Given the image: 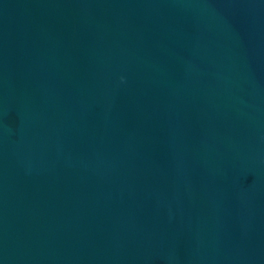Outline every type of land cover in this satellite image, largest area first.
I'll return each mask as SVG.
<instances>
[{"label":"water","instance_id":"95a60500","mask_svg":"<svg viewBox=\"0 0 264 264\" xmlns=\"http://www.w3.org/2000/svg\"><path fill=\"white\" fill-rule=\"evenodd\" d=\"M0 264H264V0H0Z\"/></svg>","mask_w":264,"mask_h":264}]
</instances>
